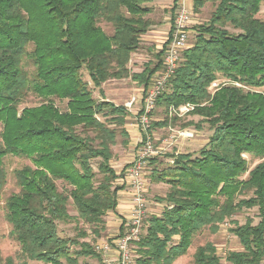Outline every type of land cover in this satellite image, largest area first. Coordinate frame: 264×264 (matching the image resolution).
Wrapping results in <instances>:
<instances>
[{"label": "trees", "instance_id": "obj_1", "mask_svg": "<svg viewBox=\"0 0 264 264\" xmlns=\"http://www.w3.org/2000/svg\"><path fill=\"white\" fill-rule=\"evenodd\" d=\"M176 2L169 9L172 18ZM192 2L194 12L206 2L214 9L205 23L193 28L194 41L189 43L188 38L190 47L155 107L169 113L171 107L194 104L188 114L208 125L211 135L195 153L165 154L171 163L157 157L150 161L151 182L169 190L157 199L164 205L161 215L145 220L135 264H174L196 233L205 228L214 232L237 212L252 208L258 222L248 218L244 224L233 223L229 232L242 250L229 252L225 260L264 264V94L253 91L264 87V20L258 17L264 0ZM151 3L0 0V189L5 179L3 158L29 159V166L16 171L20 192L6 202L10 236L25 260L101 261L97 242L81 241L89 236L87 231L65 238L59 235L58 224L81 221L90 226V234L104 237V217L115 211L122 190L110 165L111 147L117 133L127 135L123 126L128 112L122 105L93 98L82 75L87 74L103 97L101 86L110 79H130L146 88L160 69L165 43L155 54L156 62H148L141 72H130L127 64L140 48L141 37L156 24L148 17ZM99 22L110 25L111 34ZM24 59L32 66L30 73ZM219 79L224 82L210 92ZM27 93L41 103L20 109ZM56 103L65 106L61 109ZM168 116L161 123L152 122V128L177 119ZM243 155L260 162L248 171ZM56 181L63 183L61 190ZM70 205L76 216L69 214ZM193 261L221 264L209 243L197 248ZM0 264L15 262L0 257Z\"/></svg>", "mask_w": 264, "mask_h": 264}, {"label": "rangeland", "instance_id": "obj_2", "mask_svg": "<svg viewBox=\"0 0 264 264\" xmlns=\"http://www.w3.org/2000/svg\"><path fill=\"white\" fill-rule=\"evenodd\" d=\"M191 4H193L192 0H191ZM213 9H214V5L210 2H206L198 12L193 11V5L192 8L190 7L191 19L188 26L189 43L194 41L195 32L193 28L199 24L205 23L209 19ZM161 13L162 12L157 11L153 13V15H149L148 17L150 19L161 18L162 17ZM163 13L165 14V12ZM165 15H167L170 18L169 12L166 13ZM258 17L264 20V5H262V7L260 8ZM98 25L107 35L111 34L112 28L110 27V25H107L104 22H99ZM167 35L162 34L159 38V42H162V44L165 40L167 42V38H168ZM146 40L147 37L143 35L141 37L140 48L135 53H132L130 55V60L127 64V68L132 73L136 71L133 69H136L138 66L142 70L145 64H147L148 62L150 63L156 62V57L154 54H156L159 49H157L158 47L154 48V46L152 48V46H150V43ZM162 44L160 45L162 46ZM30 49L31 47L29 46L28 50ZM135 60H137V62ZM24 68L29 73L32 70V66L30 65L27 59H24ZM141 70L138 72H141ZM82 78L86 82H88V85L91 88L93 98H95L96 100L105 99L107 101L113 102L115 105L124 106V104L128 101L130 97L134 95L139 96L142 89V87L139 89L140 86H138L137 83L132 82L130 79H120V80L110 79L104 82L101 86V90L104 94L103 97L99 93V89L92 87L91 82L86 73L83 72ZM223 82L224 81L222 79H219L218 81L214 82L213 84L216 85L215 86H212L213 84L211 85L210 92H213L216 86ZM253 91L264 94V87L253 89ZM40 103L41 100L38 97H36L32 93H27L26 96L22 99V104L20 105V109L24 107H34L39 105ZM56 106L62 109L65 106V104L56 103ZM194 106L196 107V105ZM134 108L136 109L132 113H130L129 110L128 111L126 110L128 112V115L125 117V124L123 126V129L127 134L126 137L122 136L120 133H117L115 145L111 147L113 157L110 160V165L113 169L115 168L114 171L120 170L119 173L121 172V169H125L129 165V163L132 161L137 151V142L139 140V135H138L139 129L137 122V114L135 113L138 110V108H140L139 102ZM168 114L169 113H166L163 107H157V108L154 107V110L152 111L150 116V123L151 124L152 122L161 123L166 119V116ZM168 117L172 118L174 116L169 115ZM199 120L200 118L198 116H192L186 114L181 118L177 117V119L169 125L167 124L155 128H152L151 126L150 133L153 135L155 147H159L162 144L163 140L169 139V137L176 134V132L188 130L193 133V137L190 139L181 140L177 138V142L174 143L173 146L164 149L162 151L163 153L157 156L158 160H162L163 163L170 162L169 160H166L164 158L165 154L195 153L203 146H205L209 136L211 135V131L209 130L208 125L204 123L202 124L201 122H199ZM188 122H191L192 125L185 126L186 124H188ZM111 127L114 128V125L111 124ZM115 128L120 129L118 126H115ZM132 129L137 130L136 132L138 136H136L135 138L130 136ZM1 130H2V124L0 123V134H1ZM171 140L173 139H170V141ZM123 141H125L126 143L123 144L122 143ZM243 157L248 161V171L253 169L260 162V160L258 159H250V157L247 155H243ZM29 165H30V160L24 157L7 155L2 160V170L4 172L5 179L3 186L0 189V257L2 259L11 257L13 258L15 264H41L35 261L25 260L24 257H22L21 247L18 244V242L15 241L10 236L11 225L8 224V222L6 221L7 199L11 195L18 194L20 192V188L17 186L16 171ZM152 168L153 166L149 164L147 168L148 170L147 177L149 178V180L152 174ZM94 170L96 171L95 164H94ZM98 176L100 177V175ZM246 177L247 174L243 176V178ZM151 183H152L151 180L150 182L148 181L147 193H146L148 206H147L146 217L142 224L143 229H144L143 225H145L144 223L147 218H149L151 215L161 214L164 206L157 199L159 197L165 196L169 190V187L165 184H161V183L151 184ZM115 184L119 186L117 180ZM56 185L58 187V190H61L63 183H61V181H56ZM250 196L251 193H246V197H250ZM68 212L71 216H76V212L73 210L71 205L68 207ZM248 218L253 220V224H256L258 222L257 211L255 208L243 209L242 211L237 212L232 217L227 219L225 222L220 224L218 226V229L214 232H211L207 228L202 229L192 237L191 244L188 250L184 255L178 257L174 261V264H194L193 256L197 248L200 246H205L207 243L212 244L215 247L216 254L220 258L221 264H229L225 260L226 255L232 251L242 250V247L239 244L237 238L229 232V229L233 227V223H237L241 225L244 224ZM105 222L106 221H104V223ZM83 230L87 231L89 236L81 241H88L91 244L100 241V239L103 240V239L115 237V236L107 237L106 232L104 233V237L102 238L95 237L94 235L90 234V230H91L90 226L83 224L81 221H76V222L71 221L69 223L58 224V233L61 237H65V238H73L80 231ZM77 260L79 264H102V261L99 262L95 259H88L83 257H79ZM62 262L63 264H66L64 260H62Z\"/></svg>", "mask_w": 264, "mask_h": 264}, {"label": "built area", "instance_id": "obj_3", "mask_svg": "<svg viewBox=\"0 0 264 264\" xmlns=\"http://www.w3.org/2000/svg\"><path fill=\"white\" fill-rule=\"evenodd\" d=\"M176 4L177 8L171 19L167 42L164 41L161 68L152 74L148 85L146 88L141 89L139 96L130 97L124 104V107L130 113L135 111L136 108L134 107L138 102L140 104V108L135 113L137 114L139 129L137 151L132 161L125 168L124 176L130 193L132 208L124 225L123 233L114 238L100 240L95 244V250L102 255V264H135L136 245L141 237L142 224L148 206L146 198L148 165L152 159L163 153L164 149L173 146L177 142V138L184 140L193 137L191 131H179L170 136L169 139L163 140L159 147H155L153 135L150 133V116L154 110L156 99L163 91L166 83L173 77L183 52L190 47L188 43V26L191 19V10L185 4V0H177ZM194 107L193 104H185L179 108L171 107L169 115L181 118L191 112ZM170 139L173 140L170 141Z\"/></svg>", "mask_w": 264, "mask_h": 264}, {"label": "crops", "instance_id": "obj_4", "mask_svg": "<svg viewBox=\"0 0 264 264\" xmlns=\"http://www.w3.org/2000/svg\"><path fill=\"white\" fill-rule=\"evenodd\" d=\"M173 1L174 0H152V3H151V7L153 8V12L150 13L149 15H153V13L160 11V12H162L161 13L162 17L152 19L156 24L153 25L151 27V29L144 36L147 37L146 41H148L150 43V46H152V48H153V46H154V48L158 47L157 48V49H159L158 52L161 50V48L164 44V42H163V44H162V42H159V38L162 34L167 35L169 28H170L172 16H171V13L169 12V9L173 5ZM185 4L188 7L192 8L193 4H191V0H185ZM163 12H165V14L169 12L170 18L167 15H165ZM146 44H148V43H146ZM160 44H162V46ZM135 61L137 62V60H135ZM144 62H146V61H144ZM133 70H136L134 73H138V71H140L141 68L138 66L136 69H133ZM140 88L141 87H139V89ZM136 131H137L136 129H132L130 136L134 137V138L136 136H138L139 132L137 135ZM119 171H115V172L117 175H119V177L117 178V181L119 183V186H122V190H120L117 193V207H116L115 211L109 212L104 218V221H106L104 225L106 228L105 232L107 234V237H113V236L116 237L117 235L123 233V231L125 229L124 225L130 216V211L132 208L130 193H129V190L127 189V183L125 182V178H124L125 169H121L120 173H119ZM148 181L150 182L149 178L147 177V185H148ZM153 216H159V215H153Z\"/></svg>", "mask_w": 264, "mask_h": 264}]
</instances>
